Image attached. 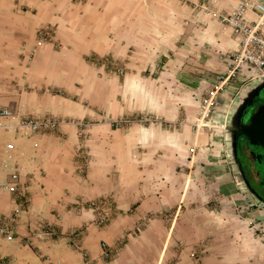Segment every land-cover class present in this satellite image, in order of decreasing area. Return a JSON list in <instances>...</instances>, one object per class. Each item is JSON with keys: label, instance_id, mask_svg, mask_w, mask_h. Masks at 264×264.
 <instances>
[{"label": "crops", "instance_id": "crops-1", "mask_svg": "<svg viewBox=\"0 0 264 264\" xmlns=\"http://www.w3.org/2000/svg\"><path fill=\"white\" fill-rule=\"evenodd\" d=\"M234 1L0 0V102L61 121L19 140L34 215L0 193V220L18 214L0 264L80 263L63 238L75 231L93 264H264V207L245 205L237 192L221 149V109L209 117L214 126H200L202 101L231 66L224 56L237 39L199 24L197 5L227 10ZM42 28L53 34L38 44ZM236 82H227L221 105ZM139 116L156 122L111 124ZM8 140L0 132V148ZM102 199L111 217L99 225L107 209L87 203ZM45 226L58 236L41 234ZM122 237L103 258L101 242Z\"/></svg>", "mask_w": 264, "mask_h": 264}, {"label": "built area", "instance_id": "built-area-1", "mask_svg": "<svg viewBox=\"0 0 264 264\" xmlns=\"http://www.w3.org/2000/svg\"><path fill=\"white\" fill-rule=\"evenodd\" d=\"M197 6L201 10L197 17L199 24L208 23L209 20L219 25L221 31H230L237 39V47L224 56L231 62V66L225 75H219L218 81L202 101L200 126H207L208 122L202 121L204 119L209 120L212 111L216 108L223 109L219 96L224 91L228 81L243 75L255 77L256 79L264 78V0H235L227 10L209 7L204 4ZM52 34V31L48 28L40 29L38 31V44L49 41ZM123 70L119 65L115 67V71L119 74H122ZM135 121L156 122L155 119L139 116L138 118L124 117L111 120V124L114 128H118L130 125ZM60 122L58 119L48 116L29 117L11 110L0 102V132L10 139L0 148V193L14 194L21 199L20 209L27 215L33 216L34 211L30 205L28 187L22 183L21 177L28 176L31 172L20 161L22 152L19 147V140H26L34 133L54 131L58 128ZM86 125L87 123L84 122L79 123L80 135L83 134ZM76 156L78 161L77 173L84 177L88 166V155L83 144L79 145ZM28 159L31 162L34 157L30 156ZM87 206L99 211L107 209L97 218L96 222L99 225L109 220L111 216L110 200L90 201ZM17 223V213L3 217L0 220V244L9 243L14 239ZM257 229L261 231L264 237V226H259ZM41 234L58 236V232L48 228V226L41 229ZM131 234H134V232ZM79 236L80 233L75 231L63 238L66 243L73 245V248L82 255L81 262L75 264H93L88 259L87 254L81 251L76 244ZM123 242L124 237L111 246L102 241L103 258L111 257L116 248L120 247ZM197 251V249L193 250V256L196 255Z\"/></svg>", "mask_w": 264, "mask_h": 264}, {"label": "flooded vegetation", "instance_id": "flooded-vegetation-1", "mask_svg": "<svg viewBox=\"0 0 264 264\" xmlns=\"http://www.w3.org/2000/svg\"><path fill=\"white\" fill-rule=\"evenodd\" d=\"M236 83L226 93L218 123L221 149L237 192L252 207H264V176L262 150L251 144L242 134L244 118L233 117L237 106L245 104V110L254 109L264 101V87L255 89V77L237 76ZM254 87V88H253ZM235 111V112H236Z\"/></svg>", "mask_w": 264, "mask_h": 264}, {"label": "water", "instance_id": "water-1", "mask_svg": "<svg viewBox=\"0 0 264 264\" xmlns=\"http://www.w3.org/2000/svg\"><path fill=\"white\" fill-rule=\"evenodd\" d=\"M254 87L258 90L263 88L264 78L257 79ZM245 107V104H241L239 107L237 106L238 110H234L233 117H237L236 119L238 120L244 118L246 125L242 127V134L251 144L259 146L262 150V169L264 176V101L251 110H245Z\"/></svg>", "mask_w": 264, "mask_h": 264}, {"label": "rangeland", "instance_id": "rangeland-1", "mask_svg": "<svg viewBox=\"0 0 264 264\" xmlns=\"http://www.w3.org/2000/svg\"><path fill=\"white\" fill-rule=\"evenodd\" d=\"M208 122L207 126H204V127H212L214 125H212V121L211 120H206ZM213 124H215V122H213ZM216 124H215V127L214 129L216 130ZM245 205L249 206L246 202H245ZM111 217V216H110Z\"/></svg>", "mask_w": 264, "mask_h": 264}]
</instances>
